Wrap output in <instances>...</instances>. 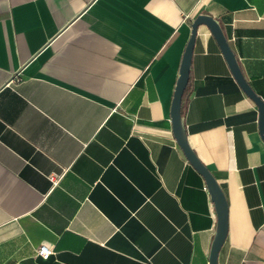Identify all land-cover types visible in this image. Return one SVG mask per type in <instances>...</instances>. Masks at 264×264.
<instances>
[{"label":"crops","instance_id":"1","mask_svg":"<svg viewBox=\"0 0 264 264\" xmlns=\"http://www.w3.org/2000/svg\"><path fill=\"white\" fill-rule=\"evenodd\" d=\"M199 14L264 102V0H0V264H209L215 206L171 122ZM181 115L227 202L217 264H264L257 105L203 24Z\"/></svg>","mask_w":264,"mask_h":264},{"label":"water","instance_id":"2","mask_svg":"<svg viewBox=\"0 0 264 264\" xmlns=\"http://www.w3.org/2000/svg\"><path fill=\"white\" fill-rule=\"evenodd\" d=\"M202 24L205 25L210 30L213 37L215 38L229 66V69L233 77L235 78L236 82L238 83L239 87L257 105L259 133L263 141H264V102L254 92V90L251 88V86L245 79L241 67L239 65V62L229 47L226 36L219 21L210 15H205V14L197 15L195 19L190 23V27H191L190 37L187 41L180 62L179 75L175 85V90L171 104V122L173 125V133L177 140L178 145L185 154L188 162L204 178L206 187L210 194L211 201L214 203L215 206L217 225H216V231L213 238V242L210 248L209 264H217V255L227 235V215H228L227 202L224 193L221 187L219 186V184L217 183L213 174L205 167V165L199 160L195 152L189 146L185 124L183 121V117L181 115V103L189 81L192 53H193L197 28Z\"/></svg>","mask_w":264,"mask_h":264},{"label":"built area","instance_id":"3","mask_svg":"<svg viewBox=\"0 0 264 264\" xmlns=\"http://www.w3.org/2000/svg\"><path fill=\"white\" fill-rule=\"evenodd\" d=\"M61 176L62 175H50L49 176V179H50V181L52 182L53 185H56L59 182ZM51 254H53V251L46 244H40L39 246H37L35 248V255H36V257H39L41 259L46 260V259L49 258V256Z\"/></svg>","mask_w":264,"mask_h":264}]
</instances>
